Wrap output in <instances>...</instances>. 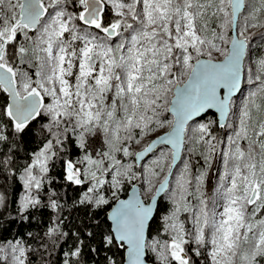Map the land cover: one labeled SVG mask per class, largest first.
<instances>
[{"label": "snow or ice", "instance_id": "obj_1", "mask_svg": "<svg viewBox=\"0 0 264 264\" xmlns=\"http://www.w3.org/2000/svg\"><path fill=\"white\" fill-rule=\"evenodd\" d=\"M257 28L264 29V0H0V90L11 98L0 106V151L33 135V121L40 124L37 147L20 176L25 195L18 213L27 219L23 213L31 215L30 209L50 207L59 223L44 235L67 237L59 216L66 197L49 175L57 161L63 179L80 191L73 205L102 210L110 203L105 186L115 198L125 180L138 178L137 162L157 144L171 145L141 169L149 192L152 178L166 173L152 202L133 196L104 220L92 215L86 235L99 236V246L89 250L103 254L102 264H117L115 253L107 255L112 249L123 250L120 264H150L149 253L158 264H264V59L258 61L260 75L248 76L256 87L233 113L226 142L214 135L211 121L189 128V121L211 109L221 120L229 117L241 89L248 32ZM214 53L222 59L214 60ZM17 63L35 72L21 71ZM166 121V135L142 151L129 150ZM98 131L108 147L96 153L88 137ZM186 133L194 147L201 146L205 162L226 144L211 208L203 192L206 170L193 175L185 163L173 176ZM70 144L82 155L68 157ZM117 153L134 160L125 164ZM166 189L172 210L162 226L165 238H153L160 212L157 207L154 218L153 204ZM83 246L77 240L62 264H83ZM40 248L48 251V244ZM38 250L22 239H0V264H32Z\"/></svg>", "mask_w": 264, "mask_h": 264}, {"label": "trees", "instance_id": "obj_2", "mask_svg": "<svg viewBox=\"0 0 264 264\" xmlns=\"http://www.w3.org/2000/svg\"><path fill=\"white\" fill-rule=\"evenodd\" d=\"M76 9H79V5L76 6ZM248 36L250 42L248 45V53L245 61L244 84L248 85L249 90L252 92L256 85L247 83L246 81L249 75H251L253 78L256 75H260L258 61L264 59V29H253L252 32H248ZM251 55L255 58V61L251 67L252 72L249 73L248 64L250 62L249 59ZM16 67H18L21 71L27 70L30 73L35 72V68H28L27 64L21 65L17 63ZM33 78L35 79V77ZM240 94L236 98H238ZM172 97L173 95L170 94L169 100H171ZM238 99H240V97ZM6 102L8 103L7 93H4L2 90H0V106L5 105ZM164 115L167 116L169 120L172 119V116L169 114V112L164 113ZM210 121L212 122L210 127L217 139L226 142V135H229L230 130L226 127L223 129L219 127L217 117L213 112H208L201 118L191 122L189 124V128L192 129L198 127L199 123L208 124ZM32 125H35V128L33 129V135L20 139L18 146L12 148L6 153L0 151V159L7 161L6 164H0V195L4 197L3 203L0 204V239H22L27 241L29 244H32L34 250L39 249L31 256L32 264H62V260L64 259L63 253L74 249L76 247L77 240H83L84 246L81 253L83 264H102L104 259L103 254L97 257L89 250L91 247L99 246V236H97L96 240H92L86 235L87 230H92L91 216L99 213V219H106L112 206L119 199L126 198L134 184H138L140 186L143 199L148 202L154 195L155 188L153 187L152 192L145 191V173L141 174V169H144L146 162H151L152 164L153 160L156 158V156L160 155L161 152L169 153L171 149L162 146L156 152H154L141 167L136 165L133 168V171L137 173L138 178L131 181L125 180L123 187L116 193L115 198L111 196V192L106 191L107 186H105V198L109 199L110 203L109 205L104 206L102 210L94 209L91 206H85L81 204L73 205V201L80 198V191L77 186L69 185L63 179L60 163L57 161L56 167L52 169L49 175L53 178L54 190H56L61 195V197H66L62 199L63 210L59 213V216L61 219H63L61 230L67 232L68 236L62 237L58 240L56 237H53L52 240H49V238L44 234L47 232L50 225L53 223H59V220L57 219L58 214L56 212H54L50 207H39L36 209H30L29 211L31 215H29L27 212L23 213V216L28 217L27 219H24L17 211V209L20 207V202L25 195L23 181L20 180V176L23 174V166L25 165L28 157L31 155L32 149L36 148L38 144V134L36 133V129L40 127V124L37 121H33L30 127ZM168 129H170V126L167 125V121L165 122L164 127H154L153 131L141 141V144H133L129 150L131 152H138L142 150L143 147L150 143V141ZM188 135L189 133H186L183 158L177 166L173 176L178 177L180 175L185 163L190 165L193 175H198L201 171L206 170L207 176L204 181L203 192L205 193V198L208 199L209 206L211 208L215 202L214 191L218 183L217 176L221 173L219 168V160L222 152L227 151L226 144H218L215 153L207 162H205L204 155L201 154V146L197 145L194 147L193 144L187 139ZM88 142L92 146L90 151L93 149L96 153L107 151L108 146L105 143L102 132L98 131L95 135H90L88 137ZM78 155H82L80 150L74 145L70 144L67 150V156L72 159H76L78 158ZM116 155L117 158L123 157L122 153H117ZM133 160L134 157H123V162L125 164L132 162ZM221 169L224 171L223 164L221 165ZM165 174L166 173H161L158 177H154L155 179H153V182L161 183ZM172 184L174 185V181H172ZM170 190L171 189L168 191ZM44 202H47V197H44ZM158 207L160 208V212L159 217L156 218V222L153 225L152 237L164 239L165 236L164 232L162 231V226L164 225L165 218L171 214L172 210V202L167 194H165L160 200ZM155 217L156 214L154 218ZM180 218L183 220L184 214H182ZM107 223L111 225L109 220ZM186 227H190V224H186ZM29 233L32 235L29 236ZM73 233H78V236H73ZM38 236L42 237L43 240L37 241L36 237ZM41 243L48 244V251L40 248ZM49 252L50 254H48ZM41 253L44 254L41 255ZM114 253L115 255L113 256ZM107 255L113 256V258L117 261V264H120L123 250L112 249L111 251H107ZM149 258L151 264H158L154 254L149 253ZM194 258L197 261L203 260V257Z\"/></svg>", "mask_w": 264, "mask_h": 264}, {"label": "water", "instance_id": "obj_3", "mask_svg": "<svg viewBox=\"0 0 264 264\" xmlns=\"http://www.w3.org/2000/svg\"><path fill=\"white\" fill-rule=\"evenodd\" d=\"M247 53H248V51H247ZM247 53H246V58H247ZM202 59H206L205 57H203ZM245 61H246V59H245ZM244 69H245V62H244ZM245 72V71H244ZM244 72L242 73V82H241V89H240V91H238L237 93H235L234 95H233V99L234 98H236L240 93H241V91L243 90V87H244ZM181 87H183V84H181ZM174 98V96L172 97V99ZM11 102V98L10 97H8V103H10ZM171 105H169V107H170ZM208 112H213V113H215V115H216V117H217V120H218V124H219V127H220V124H225V125H227L228 124V120H229V117H230V114H229V117L227 118V119H225V120H221V118H220V114H219V112H217L215 109H211V110H209ZM169 114L171 115V113L169 112ZM207 113H205V114H201V116H199V117H196V118H194L192 121H189V124L191 123V122H193V121H195V120H197V119H199V118H201L202 116H204V115H206ZM172 116V115H171ZM220 128H222V127H220ZM225 128V127H224ZM223 129V128H222ZM171 129H168L167 131H165L164 133H162V134H160L159 136H157V137H155L152 141H150V143H152L153 141H155V140H158L161 136H164V135H166L169 131H170ZM185 136H186V134H185ZM162 146H165V147H168V148H170L171 149V145H159V144H157L154 148H153V151L151 152V153H149L146 157H145V159L144 160H142V161H139V162H137V165L139 166V167H141L142 165H143V163L154 153V152H156L159 148H161ZM184 148H185V143L182 145V147H181V154H180V157L177 159V161H176V164H175V166L173 167V169H172V172H173V174H174V172H175V170H176V168H177V166L179 165V163H180V161L182 160V158H183V155H184ZM143 150V149H142ZM142 150H140V151H142ZM139 152V151H138ZM159 187V185L157 186V188ZM169 189H166V191L165 192H163V193H161V195L159 196V197H156L155 199H156V203L155 204H153V208H154V212H153V216H155V214H156V208L158 207V205H159V202H160V200L163 198V196L167 193V191H168ZM133 196H137V197H139L142 201H144V202H146L144 199H143V196H142V191H141V188H140V186L138 185V184H134L132 187H131V189H130V191H129V193H128V195H127V197L126 198H121V199H119L113 206H112V208L109 210V212H108V215H110V213L118 206V204H119V201L120 200H129V199H131V198H133ZM152 202V198L148 201V202H146V203H151ZM109 222H110V224L112 223L111 222V220H109ZM151 264V263H150Z\"/></svg>", "mask_w": 264, "mask_h": 264}, {"label": "rangeland", "instance_id": "obj_4", "mask_svg": "<svg viewBox=\"0 0 264 264\" xmlns=\"http://www.w3.org/2000/svg\"><path fill=\"white\" fill-rule=\"evenodd\" d=\"M251 32L253 31V29H251L250 30ZM206 58V57H205ZM213 58H214V60L215 59H218V60H220V59H222V57L218 54V53H214L213 54ZM249 64H248V68H251L252 67V65H253V63H254V61H255V58L251 55L250 56V59H249ZM245 85V84H244ZM247 86L248 85H245L244 87H243V92L241 91V94H240V99H238V98H235V99H233V101H234V108H233V110H232V112H231V114H230V117H229V120H228V126L226 127L227 129H229L230 130V133H231V129H232V126H233V122L236 120V116L233 114V113H235L236 111H237V109H238V107L240 106V105H242L244 102H245V100H246V98H247V96L251 93V91L249 90V86H248V90H247ZM250 91V92H249ZM229 133V134H230ZM153 135H155V134H153ZM228 135V134H227ZM226 135V136H227ZM223 153H224V151L222 152V154H221V157H220V160H219V162H220V166H219V168H220V171H221V173L217 176V179H218V182H219V179L222 177V175H223V170L221 169V165L223 164ZM151 164V162L150 163H148V162H146L145 163V165H144V169H146L149 165ZM218 168V169H219ZM147 175V173L145 172V176ZM153 179H155L154 177L152 178V183H153V185H154V188L156 189L157 188V186L160 184V183H154L153 182ZM145 183H146V188H149V185L147 184V182H146V180H145ZM217 185H218V183H217ZM217 187V186H216ZM216 187H215V191H216ZM145 188V191L146 192H149L148 191V189H146ZM215 191H214V196H215ZM153 197V196H152ZM151 197V198H152Z\"/></svg>", "mask_w": 264, "mask_h": 264}]
</instances>
